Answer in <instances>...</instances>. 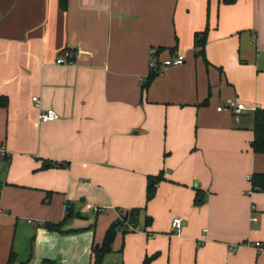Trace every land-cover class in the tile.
Instances as JSON below:
<instances>
[{
    "label": "crops",
    "instance_id": "0c3cea01",
    "mask_svg": "<svg viewBox=\"0 0 264 264\" xmlns=\"http://www.w3.org/2000/svg\"><path fill=\"white\" fill-rule=\"evenodd\" d=\"M60 1L0 0V95L10 100L0 108V264L12 251L15 264H90L118 209L145 207L148 178L161 172L137 231L118 234L105 264L155 253L154 264H264L254 247L264 192L250 180L264 174L252 149L264 0ZM207 27L201 53L195 36ZM178 55L185 63L144 91L150 64ZM238 104L247 111L236 123ZM48 109L60 119L41 122ZM196 189L207 193L201 207ZM67 203L80 215L64 230H86L40 228L61 222Z\"/></svg>",
    "mask_w": 264,
    "mask_h": 264
},
{
    "label": "trees",
    "instance_id": "16d2710c",
    "mask_svg": "<svg viewBox=\"0 0 264 264\" xmlns=\"http://www.w3.org/2000/svg\"><path fill=\"white\" fill-rule=\"evenodd\" d=\"M222 3L226 5H232L237 2V0H221ZM61 7L65 8L66 0L60 1ZM209 38V28L202 33H197L195 36V47L199 49L201 53L205 52V46ZM73 60V59H72ZM159 67L152 68L150 73L146 77L143 83V90L146 91L150 86L151 82L158 77L161 73L158 70ZM10 100L7 96L0 95V108H8ZM254 113V140L252 142V149L256 154L264 155V109L258 108ZM47 166H62L63 164L50 163L46 164ZM164 180V173L161 172L157 176H150L148 178V187L146 191V206L145 207H135L132 209L122 210L118 209L119 217L110 225L106 231L104 240L102 243H94L92 245L91 252V263L90 264H105L107 256L114 252V243L119 233H122L125 238L127 235L132 234L137 231L140 222L139 218L141 213L145 210L149 202H151L157 194V185ZM251 182L253 184V189L261 190L264 192V174H254L251 177ZM0 198H1V183H0ZM207 193L202 189H196L194 206L201 207L206 203ZM79 213L75 212L73 203H67L66 215L64 219L59 223H44L40 228H44L50 232H58L61 234L69 233H78L86 230H64L65 226L76 216H79ZM153 224V219L150 216H147L145 219V229L149 228ZM96 222L92 225L91 228H95ZM124 244L120 249V254H123ZM159 253L153 255H147L143 260L142 264H154V262L159 258ZM17 261V255L15 252H11L7 264H15ZM52 263V261H47ZM25 264V263H22Z\"/></svg>",
    "mask_w": 264,
    "mask_h": 264
},
{
    "label": "built area",
    "instance_id": "2783aa9c",
    "mask_svg": "<svg viewBox=\"0 0 264 264\" xmlns=\"http://www.w3.org/2000/svg\"><path fill=\"white\" fill-rule=\"evenodd\" d=\"M57 62L59 64H72L73 60L70 59L69 61H65L64 59H59ZM184 63H185V57L178 55L176 57H172L170 59L162 61L161 63H158V64H156L155 62H152L150 66L151 68L159 67L158 70L160 73H162L167 68L181 66ZM33 101L36 102L37 106L40 105V100L38 99V97H34ZM230 109L233 112L236 123H239L241 114L247 111L244 104L232 105ZM218 110L221 111L222 107H220ZM40 119H41V122L43 123H50V122L59 120L60 115L54 109H48L47 111L43 112L40 115ZM250 180H251V177H250ZM96 212H100V209H96ZM183 225H184L183 219L175 218L172 222V231L179 232L182 229ZM254 247L259 252L264 253V242H256L254 244Z\"/></svg>",
    "mask_w": 264,
    "mask_h": 264
}]
</instances>
